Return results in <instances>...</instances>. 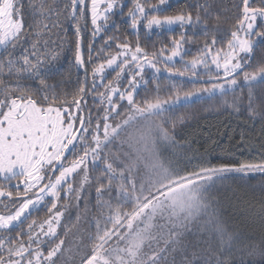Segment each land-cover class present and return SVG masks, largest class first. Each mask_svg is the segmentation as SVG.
I'll use <instances>...</instances> for the list:
<instances>
[{
  "label": "snow or ice",
  "instance_id": "1",
  "mask_svg": "<svg viewBox=\"0 0 264 264\" xmlns=\"http://www.w3.org/2000/svg\"><path fill=\"white\" fill-rule=\"evenodd\" d=\"M196 102L256 156L189 155ZM225 202L264 227V0H0V264H264Z\"/></svg>",
  "mask_w": 264,
  "mask_h": 264
},
{
  "label": "trees",
  "instance_id": "2",
  "mask_svg": "<svg viewBox=\"0 0 264 264\" xmlns=\"http://www.w3.org/2000/svg\"><path fill=\"white\" fill-rule=\"evenodd\" d=\"M175 7H179L185 3V0H172ZM191 2V0H189ZM174 34H178L174 33ZM169 33H164L163 36L152 35L151 39H164ZM55 39V37H53ZM194 53L195 49H191ZM70 55V54H69ZM166 75L162 74L159 78L161 88L166 90L169 83L165 79ZM65 81H72L73 83L61 85L62 88L71 90L74 86L76 79L75 69L70 64H64V75L62 77ZM155 81L148 85L149 90L153 89ZM180 83V81H177ZM184 87L190 88V84H184ZM165 93L162 92L161 95ZM177 115H183L185 113H194L195 117L190 118L187 121L186 127L183 129V137L187 138L191 143V150L189 155H199L204 153H210L212 156H223L225 154L233 155L236 159L241 161L252 160L256 156V151L251 148L250 145H241L239 143L240 133L244 131L250 135H255V132L251 128H244L237 121L234 116H229L228 113L223 111H216L210 106L209 102H196L187 103L183 106H178L176 109ZM219 162V161H218ZM195 163V161H193ZM261 177L255 176V179L251 181L237 179H229L224 182L222 193L227 196H231L233 191L241 194L244 200L258 202L262 195V185L260 183ZM226 217L229 218V222L236 225L240 232H242L248 238H256L258 241L259 235L264 227H262L258 210L256 214H249V212L243 207L234 210L227 206ZM244 214H241V213ZM45 213L41 211L39 216H43ZM74 218V214H73ZM257 264H260V258H255Z\"/></svg>",
  "mask_w": 264,
  "mask_h": 264
},
{
  "label": "water",
  "instance_id": "3",
  "mask_svg": "<svg viewBox=\"0 0 264 264\" xmlns=\"http://www.w3.org/2000/svg\"><path fill=\"white\" fill-rule=\"evenodd\" d=\"M166 75V74H165Z\"/></svg>",
  "mask_w": 264,
  "mask_h": 264
}]
</instances>
